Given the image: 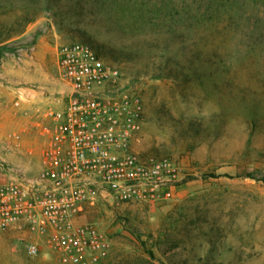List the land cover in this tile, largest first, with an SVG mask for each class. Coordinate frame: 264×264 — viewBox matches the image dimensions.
I'll return each instance as SVG.
<instances>
[{
    "label": "rangeland",
    "instance_id": "obj_1",
    "mask_svg": "<svg viewBox=\"0 0 264 264\" xmlns=\"http://www.w3.org/2000/svg\"><path fill=\"white\" fill-rule=\"evenodd\" d=\"M10 3L0 0V19ZM64 9L42 10L0 45V182L38 171L37 123L68 92L55 47L83 42L140 89L134 148L177 167L167 200L84 205L76 222L96 224L109 242L91 264H264V0H91ZM20 71L33 79L11 84ZM14 87L30 91L20 109ZM180 98L218 111L190 120ZM29 241L43 244L40 255H26ZM56 263L41 236L0 233V264Z\"/></svg>",
    "mask_w": 264,
    "mask_h": 264
},
{
    "label": "built area",
    "instance_id": "obj_2",
    "mask_svg": "<svg viewBox=\"0 0 264 264\" xmlns=\"http://www.w3.org/2000/svg\"><path fill=\"white\" fill-rule=\"evenodd\" d=\"M55 55L67 97L60 107L45 109L37 123L44 137L38 171L0 182V233L27 229L42 237L56 264H91L106 256L109 242L96 224L76 222L84 205L167 200L177 167L134 148L143 120L137 84L86 43L58 44ZM11 92L12 106L20 109L30 91ZM13 139L18 145L20 134ZM42 247L29 241L25 253L36 257Z\"/></svg>",
    "mask_w": 264,
    "mask_h": 264
},
{
    "label": "trees",
    "instance_id": "obj_3",
    "mask_svg": "<svg viewBox=\"0 0 264 264\" xmlns=\"http://www.w3.org/2000/svg\"><path fill=\"white\" fill-rule=\"evenodd\" d=\"M8 19H0V45L18 35L26 25L36 19L42 10L55 8L56 14L59 10H65L66 6L75 11H82L91 0H9ZM2 9L0 8V11ZM61 12L59 14L61 15ZM54 12V14H55ZM91 42V41H90ZM97 54V53H96Z\"/></svg>",
    "mask_w": 264,
    "mask_h": 264
},
{
    "label": "clouds",
    "instance_id": "obj_4",
    "mask_svg": "<svg viewBox=\"0 0 264 264\" xmlns=\"http://www.w3.org/2000/svg\"><path fill=\"white\" fill-rule=\"evenodd\" d=\"M198 101L194 98H190L188 101H184L180 98L179 107L181 111H184L187 118L192 120L208 119L211 117L214 111H218V108H214L211 102L204 104L203 108L198 107Z\"/></svg>",
    "mask_w": 264,
    "mask_h": 264
},
{
    "label": "crops",
    "instance_id": "obj_5",
    "mask_svg": "<svg viewBox=\"0 0 264 264\" xmlns=\"http://www.w3.org/2000/svg\"><path fill=\"white\" fill-rule=\"evenodd\" d=\"M35 25V22L34 23H32V24H30L29 25V27L30 26H34ZM27 35V33H26V31L24 32V33H22L21 34V38L22 39H24L25 37L24 36H26ZM43 38H41L40 37V39H39V41L36 43V46L38 47V50H39V52H43V49H42V47L44 46V42H43V40H42ZM40 41H41V44H39L40 43ZM33 78L30 76V75H28V74H25V72H23V71H20V75L19 76H15L14 78H12L11 79V84H15L16 82H18V81H25V80H32ZM5 92V91H4ZM38 96V95H37ZM37 99H42L41 97H36ZM62 105V103H59V104H57L56 105V107H60Z\"/></svg>",
    "mask_w": 264,
    "mask_h": 264
}]
</instances>
